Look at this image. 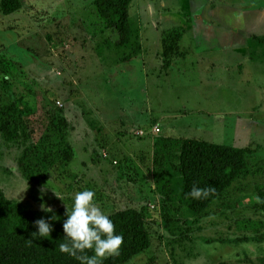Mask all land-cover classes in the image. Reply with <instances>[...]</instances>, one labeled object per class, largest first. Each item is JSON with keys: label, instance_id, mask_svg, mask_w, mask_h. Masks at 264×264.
Here are the masks:
<instances>
[{"label": "rangeland", "instance_id": "1", "mask_svg": "<svg viewBox=\"0 0 264 264\" xmlns=\"http://www.w3.org/2000/svg\"><path fill=\"white\" fill-rule=\"evenodd\" d=\"M20 1L0 12V107L26 97L35 112L18 143L0 134L5 196L45 214L42 205L70 211L76 192L92 190L108 214L141 210L151 247L127 264H264V0H193L205 16L217 7L225 43L180 58L190 42L170 66L157 33L191 22L182 1L130 0L133 42L122 48L94 0ZM184 138L249 150V171L201 215L178 202Z\"/></svg>", "mask_w": 264, "mask_h": 264}, {"label": "trees", "instance_id": "2", "mask_svg": "<svg viewBox=\"0 0 264 264\" xmlns=\"http://www.w3.org/2000/svg\"><path fill=\"white\" fill-rule=\"evenodd\" d=\"M93 4L105 29L116 31L118 37L114 45L119 48L130 46L134 33L129 18L130 0H94ZM21 6L20 0H0V12L5 16L17 12ZM103 32L101 30L99 33ZM183 32L177 27L162 32V56L166 66H170L173 58L182 54L180 40ZM25 99H15L0 107V134L7 143H18L29 128L25 116L35 111L24 108ZM56 124L58 130L67 126L64 118H60ZM72 150L69 144L63 152V159L67 163L73 159ZM248 156L249 150L244 147L196 138L182 139L177 164L182 182L179 204L195 215L206 213L238 178L249 171ZM193 186L212 187L215 193L207 199L195 200L187 195ZM259 196V207L264 211V190ZM66 212L58 209L41 214L25 209L8 199L0 188V264H79V261L59 250V245L65 242L63 223L67 219ZM39 219L51 224L53 231L49 237L33 238L32 233L37 232L35 221ZM110 219L115 224L116 234L122 235L124 242L119 254L108 257L103 264H127L134 256L151 247V236L141 210L121 209L110 214ZM86 251L89 256L93 255L91 250Z\"/></svg>", "mask_w": 264, "mask_h": 264}, {"label": "clouds", "instance_id": "3", "mask_svg": "<svg viewBox=\"0 0 264 264\" xmlns=\"http://www.w3.org/2000/svg\"><path fill=\"white\" fill-rule=\"evenodd\" d=\"M214 193L215 189L212 187L193 186L187 195L200 200L207 199ZM95 196L96 193L92 190L76 192L71 210L67 207V219L63 223L65 242L59 245V250L79 261V264H103L108 257L119 254L124 242L123 236L116 234L110 214L99 206ZM41 207L42 211H53L50 207ZM34 226L37 232L32 233L33 238L49 237L53 231L51 224L45 219L35 221ZM86 250H91L93 255L89 256Z\"/></svg>", "mask_w": 264, "mask_h": 264}, {"label": "crops", "instance_id": "4", "mask_svg": "<svg viewBox=\"0 0 264 264\" xmlns=\"http://www.w3.org/2000/svg\"><path fill=\"white\" fill-rule=\"evenodd\" d=\"M179 1L183 2L182 13L186 14L185 16L189 15L192 18L190 23L185 22L182 25L178 26L180 28H183V30H184L183 36H182L184 38V40L181 39V41H180L181 51L188 49L187 47L189 46L190 42L192 45V47L190 48V51H189L190 53L188 55L186 54L185 56H181L180 58H185V59L190 58L191 59V58L196 57V60H203L205 57L209 56L210 53H212L215 50H218V48L220 47V43H221V45L225 43V42H223L224 41L223 34H221L223 32V30H222V22L219 19V11H218V9H216L217 7L215 9H211V10L209 9V12H208L209 15L205 16V12H203L202 10H199L196 7L195 2L193 0H179ZM191 1H193L192 2L193 9H189V3ZM227 5L228 4L219 5L218 7L219 8L222 7V9L224 7H226L227 10H229V11H234L235 9H237L232 5H231V8H232L231 9V8L227 7ZM185 7H186V9H185ZM260 10L261 11L263 10L262 6L260 7ZM174 13L180 14V13L175 12V11H174ZM235 13H237L238 15H241V10L236 11ZM169 14H172V13H169ZM172 16L176 17L177 19L180 20V22H182L183 18H179V17H177V15H172ZM170 22H172V21H170ZM174 27H177V26L175 24L169 25L166 27H161L159 30L164 31V30L174 28ZM158 34L159 33H157V41L161 42V36H160V34L159 35ZM196 34H198V35L196 36ZM257 34L259 37H260V35H262L259 33H257ZM220 36H222V37H220ZM250 36L255 37L257 35H256V33H251ZM186 39L189 41L186 42ZM249 40H250V38L247 40L246 49L248 48ZM203 41H204V43H203ZM141 44H143L142 41H141ZM145 46L146 45H143V48H145ZM189 62L191 63V65H193L192 61H189ZM210 65H215V63H210ZM172 68L173 67H171L170 69H172Z\"/></svg>", "mask_w": 264, "mask_h": 264}, {"label": "built area", "instance_id": "5", "mask_svg": "<svg viewBox=\"0 0 264 264\" xmlns=\"http://www.w3.org/2000/svg\"><path fill=\"white\" fill-rule=\"evenodd\" d=\"M156 131H159V128H155Z\"/></svg>", "mask_w": 264, "mask_h": 264}]
</instances>
